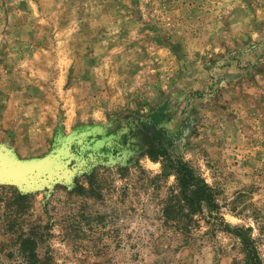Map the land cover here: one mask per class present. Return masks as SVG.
I'll use <instances>...</instances> for the list:
<instances>
[{
  "label": "rangeland",
  "instance_id": "obj_1",
  "mask_svg": "<svg viewBox=\"0 0 264 264\" xmlns=\"http://www.w3.org/2000/svg\"><path fill=\"white\" fill-rule=\"evenodd\" d=\"M0 153L73 172L0 184V264H264V0H0Z\"/></svg>",
  "mask_w": 264,
  "mask_h": 264
},
{
  "label": "trees",
  "instance_id": "obj_2",
  "mask_svg": "<svg viewBox=\"0 0 264 264\" xmlns=\"http://www.w3.org/2000/svg\"><path fill=\"white\" fill-rule=\"evenodd\" d=\"M167 168L177 177L179 184V195H177V198L181 199L182 203H184V207H187L190 211L195 212L196 209L202 208L203 205L212 203V190L205 183L195 177L192 170L188 168L187 164L171 160L170 165H168ZM31 200V194H24L15 190L14 200L9 204V207H15L14 210L20 211L24 208V204L30 203ZM32 244H34L32 239H25L20 243L18 251L20 253V257L23 259V264H45L44 261L37 259L34 246H32ZM250 262V264H262L259 256L255 253L250 258Z\"/></svg>",
  "mask_w": 264,
  "mask_h": 264
},
{
  "label": "water",
  "instance_id": "obj_3",
  "mask_svg": "<svg viewBox=\"0 0 264 264\" xmlns=\"http://www.w3.org/2000/svg\"><path fill=\"white\" fill-rule=\"evenodd\" d=\"M72 177L73 172L61 174L52 158L18 162L10 155L0 153V184L16 185L24 192L35 191L42 185H50L56 181H70Z\"/></svg>",
  "mask_w": 264,
  "mask_h": 264
}]
</instances>
